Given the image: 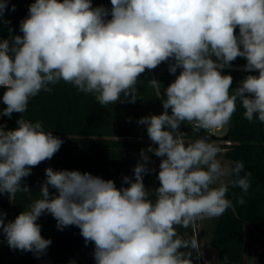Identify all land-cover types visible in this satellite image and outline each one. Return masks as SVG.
Masks as SVG:
<instances>
[{"label":"clouds","instance_id":"1","mask_svg":"<svg viewBox=\"0 0 264 264\" xmlns=\"http://www.w3.org/2000/svg\"><path fill=\"white\" fill-rule=\"evenodd\" d=\"M7 3L0 0V18ZM28 13L20 22L23 35L0 41V87L6 89L0 115L25 113L30 98L50 93L61 80L92 94L101 106L122 95L135 103L138 77L146 69L173 60L169 72L182 71L165 90L164 112L139 120L158 147L141 151L134 182L125 176L129 186L117 188L113 180L87 172L46 168L40 199L14 221L5 223L0 213L8 246L44 254L52 241L42 237L37 220L48 213L58 229L76 226L85 244H94L95 264H193L191 250L198 258L204 253L177 226L194 227L235 209L226 198L229 185L221 180L229 173L216 158L220 147L204 138L186 143L178 129L182 122L194 132L222 128L230 124L237 100L249 122L264 123V0H111L110 12L93 8L91 0H35ZM237 57L246 58L244 71L259 75H248L230 93L233 77L221 71ZM16 123L8 131L0 126V194L11 200L29 192L24 178L63 144L40 121ZM147 153L162 158L154 202L143 183L154 171ZM244 167L243 161L233 162L236 178L230 184L246 195L251 173L241 176Z\"/></svg>","mask_w":264,"mask_h":264},{"label":"trees","instance_id":"2","mask_svg":"<svg viewBox=\"0 0 264 264\" xmlns=\"http://www.w3.org/2000/svg\"><path fill=\"white\" fill-rule=\"evenodd\" d=\"M34 2L35 0H8L4 15L0 18V41L23 35L20 32V22L28 16V8ZM91 3L93 8L103 6L110 12L111 0H91ZM108 17H111L110 14ZM235 34L239 35L238 27ZM245 60L244 57H237L231 62V66H242ZM171 63L174 61L162 62L153 70L146 69L138 77L135 103L127 102V98L122 95L117 102L101 106L92 94L79 92L73 84L61 80L50 86V93L41 91L30 98L25 113H13L10 118L4 116L2 127L5 131L15 129L16 121L23 118L31 122L40 121L46 131H51L54 136L63 140L59 151L50 160L32 168L31 175L22 181V187L27 185L29 192H18L12 200L7 193L0 194V213L6 214L5 223L14 221L21 212L28 210L33 201L41 198L40 191L46 180L45 169L48 167L54 171L87 172L105 180H113L117 188L129 186L123 182L125 176L134 182L133 168L138 162H143L141 151L158 147L151 142L147 126L140 124L139 120L164 112L163 100L167 98L165 90L182 71L177 68L176 73L171 74ZM226 75L233 77L231 93L248 75L256 74L230 70ZM0 91L3 97L6 89L0 87ZM5 107L3 103V108ZM244 111L241 102L237 100V110L230 122L233 125L230 144H217L221 150L227 149L226 156L231 167L233 162L243 161L245 167L241 176L251 173V186L246 195L239 187H232L230 182L228 184L226 198L232 201L235 211L228 209L217 219L211 241L217 264H247L248 227H252L264 238V129L263 123L258 119L249 122L244 117ZM168 114L171 115V109ZM178 131L186 134V143L198 139V131L194 132L187 122H182ZM147 155V166L154 171L143 176V183L147 190L155 191L160 186L157 177L162 158L156 157L154 153ZM235 178L234 175L231 176V180ZM49 191L56 194L51 187ZM241 195H244L243 205L237 203ZM149 198L153 200L151 195ZM37 223L41 226L42 237L52 241L46 252L35 254L11 249L3 229L0 228V264H95L94 244H85L78 227L67 226L60 230L56 220L48 213L43 214ZM177 231L184 239L194 237L191 226L187 229L177 226ZM200 238L196 237L202 247ZM191 251L193 264H198L196 251Z\"/></svg>","mask_w":264,"mask_h":264},{"label":"rangeland","instance_id":"3","mask_svg":"<svg viewBox=\"0 0 264 264\" xmlns=\"http://www.w3.org/2000/svg\"><path fill=\"white\" fill-rule=\"evenodd\" d=\"M227 132V126H223V130L217 135L223 136ZM216 144H224L223 141H212ZM227 149H222L217 155V159L221 162L222 167L229 173L221 178V180L229 184L231 180V164L227 158ZM219 182L215 186L219 185ZM153 202L155 201L154 190L149 189ZM218 217L215 218H202L198 220L195 226H191L194 237H201L202 242L201 251L204 253L202 257L198 258V264H217L216 254L211 246V241L215 233V227ZM247 264H264V238L261 237L252 227L247 228V250H246Z\"/></svg>","mask_w":264,"mask_h":264},{"label":"built area","instance_id":"4","mask_svg":"<svg viewBox=\"0 0 264 264\" xmlns=\"http://www.w3.org/2000/svg\"><path fill=\"white\" fill-rule=\"evenodd\" d=\"M214 61H215V59H213ZM246 63H247V60H245V63L242 65V66H230V67H227V68H225V69H223L222 71H221V74L222 75H226V72L227 71H230V70H239V71H244V66L246 65ZM252 73H254V74H256L257 76L259 75V72L258 71H254V72H252ZM3 100H2V94H1V91H0V113H2V111H3ZM3 119H4V116L3 115H0V126H2V122H3ZM227 126V132H226V134L228 133V130H229V124L228 125H226ZM263 129H264V123H263ZM223 130V127L222 128H219V129H209V130H205L206 132H208V133H210V134H212V135H214V136H217V137H219L218 135H217V133H219V132H221ZM226 134H224L223 136H225ZM223 136H221V137H223ZM224 144H230V142H223Z\"/></svg>","mask_w":264,"mask_h":264},{"label":"water","instance_id":"5","mask_svg":"<svg viewBox=\"0 0 264 264\" xmlns=\"http://www.w3.org/2000/svg\"><path fill=\"white\" fill-rule=\"evenodd\" d=\"M107 19H111V17H107ZM232 129H233V125L229 124L228 133L225 136H223V137L214 136V135L206 132L204 129H200L198 131V139L204 138V139H207L209 142H212V141L229 142L230 141V137H231Z\"/></svg>","mask_w":264,"mask_h":264}]
</instances>
